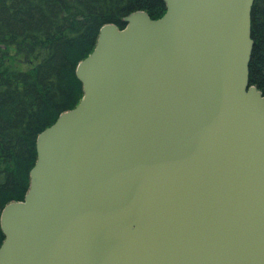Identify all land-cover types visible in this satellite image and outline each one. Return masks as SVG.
<instances>
[{
  "label": "water",
  "instance_id": "1",
  "mask_svg": "<svg viewBox=\"0 0 264 264\" xmlns=\"http://www.w3.org/2000/svg\"><path fill=\"white\" fill-rule=\"evenodd\" d=\"M162 1L78 64L81 101L0 215V264H264L257 0Z\"/></svg>",
  "mask_w": 264,
  "mask_h": 264
},
{
  "label": "trees",
  "instance_id": "2",
  "mask_svg": "<svg viewBox=\"0 0 264 264\" xmlns=\"http://www.w3.org/2000/svg\"><path fill=\"white\" fill-rule=\"evenodd\" d=\"M137 11L157 20L166 7L162 0H0V215L28 192L38 135L81 101L76 68L101 27L123 29ZM252 39L249 80L264 95V0L252 9Z\"/></svg>",
  "mask_w": 264,
  "mask_h": 264
}]
</instances>
